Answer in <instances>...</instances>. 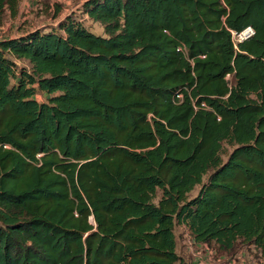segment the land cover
Here are the masks:
<instances>
[{
  "label": "trees",
  "instance_id": "obj_1",
  "mask_svg": "<svg viewBox=\"0 0 264 264\" xmlns=\"http://www.w3.org/2000/svg\"><path fill=\"white\" fill-rule=\"evenodd\" d=\"M80 13L0 41V264H191L178 226L264 259V0Z\"/></svg>",
  "mask_w": 264,
  "mask_h": 264
},
{
  "label": "rangeland",
  "instance_id": "obj_2",
  "mask_svg": "<svg viewBox=\"0 0 264 264\" xmlns=\"http://www.w3.org/2000/svg\"><path fill=\"white\" fill-rule=\"evenodd\" d=\"M85 0H22L20 6V13L18 18H6L2 27H0V41L9 37H16L22 33L35 30L37 28L48 30L57 25L58 21L67 15L76 14L81 16L80 7ZM61 8L59 19L54 20L51 17L56 15V9ZM83 16V15H82ZM86 18V17H85ZM86 26L98 35L104 33V29L99 25L92 23L85 19ZM22 66V64H21ZM232 149L228 146L225 147L226 160L227 154L231 153ZM200 188L198 187L190 197H195ZM176 235L178 237L179 252L185 256L191 264H219L231 260L226 257H217L210 250H206L200 245H194L193 240L189 237L187 229L184 227L176 228ZM252 249L248 246L240 245L238 254L233 259L243 261L242 264H264V259L255 257ZM221 261V262H216ZM237 264H239L237 262Z\"/></svg>",
  "mask_w": 264,
  "mask_h": 264
},
{
  "label": "built area",
  "instance_id": "obj_3",
  "mask_svg": "<svg viewBox=\"0 0 264 264\" xmlns=\"http://www.w3.org/2000/svg\"><path fill=\"white\" fill-rule=\"evenodd\" d=\"M254 34H255L254 29L250 27L240 34L233 33V40L237 44L251 38ZM219 264H226V263H219Z\"/></svg>",
  "mask_w": 264,
  "mask_h": 264
}]
</instances>
